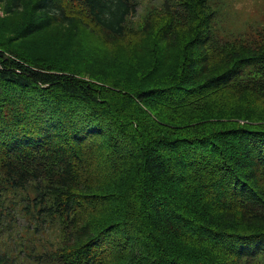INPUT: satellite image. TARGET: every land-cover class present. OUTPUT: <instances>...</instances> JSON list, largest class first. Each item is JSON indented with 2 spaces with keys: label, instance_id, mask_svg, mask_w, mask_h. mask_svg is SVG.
Instances as JSON below:
<instances>
[{
  "label": "trees",
  "instance_id": "1",
  "mask_svg": "<svg viewBox=\"0 0 264 264\" xmlns=\"http://www.w3.org/2000/svg\"><path fill=\"white\" fill-rule=\"evenodd\" d=\"M207 2L0 0V232L62 233L23 259L264 264V34Z\"/></svg>",
  "mask_w": 264,
  "mask_h": 264
},
{
  "label": "rangeland",
  "instance_id": "2",
  "mask_svg": "<svg viewBox=\"0 0 264 264\" xmlns=\"http://www.w3.org/2000/svg\"><path fill=\"white\" fill-rule=\"evenodd\" d=\"M135 15L128 19L129 25L137 28L141 25L147 11L156 7L162 0H136ZM207 8L214 13L211 27L216 34L242 36L251 41L264 34V0H208ZM16 213L10 214L13 216ZM7 216L0 232V244L6 247L16 245L23 253L14 255L24 264H47L23 259L24 253L38 255L42 248L56 245L62 238L58 219L54 216L47 227L33 224L31 221L16 215ZM14 250V254L16 253ZM44 258V256H41ZM52 264V263H49Z\"/></svg>",
  "mask_w": 264,
  "mask_h": 264
}]
</instances>
